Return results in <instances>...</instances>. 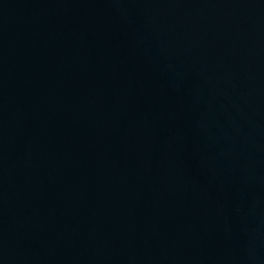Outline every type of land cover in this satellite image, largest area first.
<instances>
[{
	"label": "water",
	"instance_id": "1",
	"mask_svg": "<svg viewBox=\"0 0 264 264\" xmlns=\"http://www.w3.org/2000/svg\"><path fill=\"white\" fill-rule=\"evenodd\" d=\"M0 264H264V0H0Z\"/></svg>",
	"mask_w": 264,
	"mask_h": 264
}]
</instances>
